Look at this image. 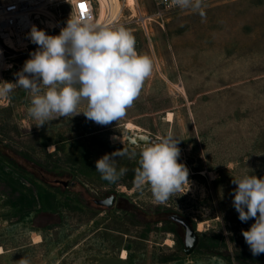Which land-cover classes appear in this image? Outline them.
<instances>
[{"label": "rangeland", "instance_id": "1", "mask_svg": "<svg viewBox=\"0 0 264 264\" xmlns=\"http://www.w3.org/2000/svg\"><path fill=\"white\" fill-rule=\"evenodd\" d=\"M118 2L121 15L112 17L109 7L108 27L129 30L138 53L152 61L122 119L102 126L81 113L37 127L24 89L0 100V264L22 257L30 264H95L124 249L136 264H264V253L254 256L242 235L255 220L241 222L232 203L233 178H264V0H220L173 12L152 0H136L135 7ZM49 9L64 26L73 18L67 4ZM45 19L36 27L59 35L61 28H47ZM37 47L16 53L3 81L14 83ZM85 109L82 103L77 110ZM127 122L155 140L169 132L180 140L186 194L157 204L147 186H135L139 152L151 143L113 142L114 134H132ZM118 150L136 156L116 157L117 169L127 173L110 183L95 162ZM112 195V207L95 202ZM174 216L197 232L191 254Z\"/></svg>", "mask_w": 264, "mask_h": 264}, {"label": "clouds", "instance_id": "2", "mask_svg": "<svg viewBox=\"0 0 264 264\" xmlns=\"http://www.w3.org/2000/svg\"><path fill=\"white\" fill-rule=\"evenodd\" d=\"M172 2L182 9L200 10L202 6V0ZM28 38L37 50L16 73L14 83L0 82V100L10 99L17 87L24 89L31 97L28 114L37 127L81 113L98 125L117 122L139 97L144 81L152 73L151 59L138 53L134 35L123 26L108 27L91 18H69L59 35H48L33 25ZM82 103L86 109L78 111ZM179 142L169 132L139 152L134 184L138 189L147 186L157 204L189 191V170L178 162ZM123 156L134 158L136 153L118 150L95 162L101 179L115 183L127 173L126 168L116 166V157ZM232 183L237 185L232 203L239 220H255L248 230H242V235L252 254L260 255L264 253V178L245 175L233 178ZM17 264L30 261L22 257Z\"/></svg>", "mask_w": 264, "mask_h": 264}, {"label": "built area", "instance_id": "3", "mask_svg": "<svg viewBox=\"0 0 264 264\" xmlns=\"http://www.w3.org/2000/svg\"><path fill=\"white\" fill-rule=\"evenodd\" d=\"M220 0H202L213 3ZM154 5L163 12H173L182 8L173 4L172 0H152ZM67 4L74 19L91 18L96 22L98 0H0V82L9 69L14 55L22 50L23 42L27 41L31 22L39 21L35 8H47ZM84 5V9H81ZM28 45L31 42L27 41Z\"/></svg>", "mask_w": 264, "mask_h": 264}, {"label": "bare ground", "instance_id": "4", "mask_svg": "<svg viewBox=\"0 0 264 264\" xmlns=\"http://www.w3.org/2000/svg\"><path fill=\"white\" fill-rule=\"evenodd\" d=\"M126 4L129 7H135L136 6V0H126ZM98 10H99V16L97 18V22L98 24H102L104 26H108L110 24L107 23L106 18L108 17V8L111 7L112 9V17H118L119 15H121V7H120V3L118 2V0H98ZM35 13L37 14V17L39 19L40 16H46L45 19V23H46V27L49 29H56V28H63L65 27L61 22H59L56 18V15L47 7L45 6H38L35 8ZM33 25H37L36 22H31V26ZM23 42V46L28 45L27 41H22ZM173 120V114L171 112H169V114L167 115V121L170 122ZM126 129L129 132H132V134L130 136H128L127 134L124 135H118V134H114L112 136V140L113 142L116 143H125L127 140L130 141L132 144H138L139 142H149L152 143L155 141V139L147 136L145 134V132L143 131V129L132 123V122H127L125 124ZM205 228V224L203 222H199L198 225V230L202 231ZM34 241L35 243H39L42 241V237L40 235H36L34 237ZM166 245L168 246H172L173 245V240L171 239H167L166 240ZM4 253V249L2 247H0V254ZM122 257L127 258L128 257V252L126 250H124L122 252Z\"/></svg>", "mask_w": 264, "mask_h": 264}, {"label": "water", "instance_id": "5", "mask_svg": "<svg viewBox=\"0 0 264 264\" xmlns=\"http://www.w3.org/2000/svg\"><path fill=\"white\" fill-rule=\"evenodd\" d=\"M116 201V196L112 195L106 199H96L95 202L98 205H102V206H106V207H112L115 204ZM173 219H175V221H177L179 224H181L184 229H185V243H186V250L185 252L187 254H191L198 242V238H197V232L195 230V228H193L190 223L178 216H174Z\"/></svg>", "mask_w": 264, "mask_h": 264}, {"label": "crops", "instance_id": "6", "mask_svg": "<svg viewBox=\"0 0 264 264\" xmlns=\"http://www.w3.org/2000/svg\"><path fill=\"white\" fill-rule=\"evenodd\" d=\"M166 245V243H165ZM126 250L128 252V257H122V252ZM118 253L113 255H109L105 258L98 260L95 264H136L133 260H131L129 250L124 249ZM184 264H194V263H184Z\"/></svg>", "mask_w": 264, "mask_h": 264}, {"label": "snow or ice", "instance_id": "7", "mask_svg": "<svg viewBox=\"0 0 264 264\" xmlns=\"http://www.w3.org/2000/svg\"><path fill=\"white\" fill-rule=\"evenodd\" d=\"M80 7H81V9L83 10L85 6H84V5H81Z\"/></svg>", "mask_w": 264, "mask_h": 264}, {"label": "flooded vegetation", "instance_id": "8", "mask_svg": "<svg viewBox=\"0 0 264 264\" xmlns=\"http://www.w3.org/2000/svg\"><path fill=\"white\" fill-rule=\"evenodd\" d=\"M108 198V197H107Z\"/></svg>", "mask_w": 264, "mask_h": 264}]
</instances>
